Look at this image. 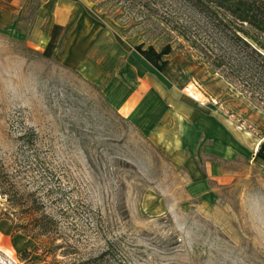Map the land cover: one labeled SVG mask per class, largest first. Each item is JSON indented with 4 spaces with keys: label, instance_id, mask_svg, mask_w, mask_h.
<instances>
[{
    "label": "rangeland",
    "instance_id": "1",
    "mask_svg": "<svg viewBox=\"0 0 264 264\" xmlns=\"http://www.w3.org/2000/svg\"><path fill=\"white\" fill-rule=\"evenodd\" d=\"M75 1L108 11L141 44L162 43L117 4L102 11L99 0ZM11 11L0 6V264H264V158L221 162L214 176L203 165L192 173L174 163L58 53L19 37ZM196 64L203 68L189 93L253 130L244 117L264 115V100ZM209 75L220 79L218 95L204 86ZM32 203L56 221L48 242L62 244L45 260L38 244L45 238L1 218L30 223Z\"/></svg>",
    "mask_w": 264,
    "mask_h": 264
},
{
    "label": "crops",
    "instance_id": "2",
    "mask_svg": "<svg viewBox=\"0 0 264 264\" xmlns=\"http://www.w3.org/2000/svg\"><path fill=\"white\" fill-rule=\"evenodd\" d=\"M27 3L0 0V6L12 10L17 35L34 47L49 46L66 66L101 86L107 104L174 163L190 167L192 173H199L196 167L203 165L214 176L220 173L221 162L240 156L264 158L260 111L245 115L244 123L253 129L247 130L214 103L189 93V86L197 89L193 81L202 66L170 55V49L124 36L118 23L75 0H44L30 25L20 20ZM78 20L81 28L72 31ZM209 76L211 83L204 86L218 95L220 79L215 82L217 78ZM201 156L207 159L203 162Z\"/></svg>",
    "mask_w": 264,
    "mask_h": 264
},
{
    "label": "trees",
    "instance_id": "3",
    "mask_svg": "<svg viewBox=\"0 0 264 264\" xmlns=\"http://www.w3.org/2000/svg\"><path fill=\"white\" fill-rule=\"evenodd\" d=\"M32 1L28 0L23 16H20V20L30 25L44 0L34 5L35 14L28 17ZM105 3L110 7L119 5L136 20L134 24L154 27L148 35L162 43L143 44L157 45L158 48L169 44L172 46L170 55L183 53L190 62L201 63L211 73L222 76L234 89H246L252 99L264 100V0H99L95 7L103 11L101 4ZM103 12L110 15L108 11ZM111 18L122 27L121 33L126 36L128 29L116 17ZM175 43L177 45L173 46ZM33 136V132H28L23 138L32 143ZM9 192L8 189L2 194L5 196ZM28 208L37 214L30 223H15L5 214L6 217L1 218L12 222L13 231L24 232L30 227L35 232L34 238H45V241L38 242L43 248V260L48 255L55 256L62 244L48 242L51 234L58 231L53 215L47 212L44 204L36 207L32 203ZM97 260L92 259L94 263ZM58 262L54 260V264Z\"/></svg>",
    "mask_w": 264,
    "mask_h": 264
}]
</instances>
